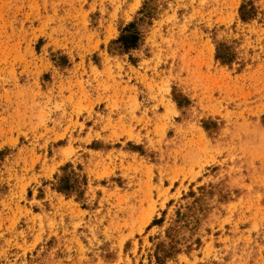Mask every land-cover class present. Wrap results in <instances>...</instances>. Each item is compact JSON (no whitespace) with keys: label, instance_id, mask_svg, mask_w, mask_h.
I'll return each instance as SVG.
<instances>
[{"label":"rangeland","instance_id":"rangeland-1","mask_svg":"<svg viewBox=\"0 0 264 264\" xmlns=\"http://www.w3.org/2000/svg\"><path fill=\"white\" fill-rule=\"evenodd\" d=\"M0 264H264V0H0Z\"/></svg>","mask_w":264,"mask_h":264},{"label":"trees","instance_id":"trees-1","mask_svg":"<svg viewBox=\"0 0 264 264\" xmlns=\"http://www.w3.org/2000/svg\"><path fill=\"white\" fill-rule=\"evenodd\" d=\"M125 38V36L124 35H122V37H120V39L122 40V39H124ZM134 38V37H133ZM124 43H127L126 42V39H124V41H123Z\"/></svg>","mask_w":264,"mask_h":264}]
</instances>
